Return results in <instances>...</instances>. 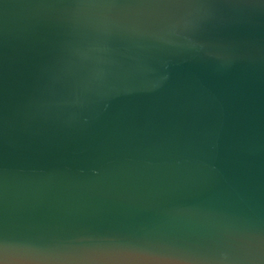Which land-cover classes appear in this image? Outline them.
I'll return each mask as SVG.
<instances>
[{"label": "water", "instance_id": "1", "mask_svg": "<svg viewBox=\"0 0 264 264\" xmlns=\"http://www.w3.org/2000/svg\"><path fill=\"white\" fill-rule=\"evenodd\" d=\"M0 264H264V0H0Z\"/></svg>", "mask_w": 264, "mask_h": 264}]
</instances>
